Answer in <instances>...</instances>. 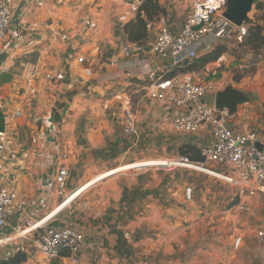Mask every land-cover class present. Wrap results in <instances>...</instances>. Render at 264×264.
Instances as JSON below:
<instances>
[{
    "label": "crops",
    "instance_id": "1",
    "mask_svg": "<svg viewBox=\"0 0 264 264\" xmlns=\"http://www.w3.org/2000/svg\"><path fill=\"white\" fill-rule=\"evenodd\" d=\"M130 2L14 0L0 46V175L13 196L0 232L11 239L0 244V261L20 251L26 255L20 264H74L65 252L44 259L30 244L34 232L70 221L84 236L88 259L81 264H264V194L260 203H244L209 170L183 163L180 148L210 144L211 134L173 130L170 119L179 109L148 97L151 76L188 74L176 69L182 62L169 51L150 52L157 18L140 50L123 55L129 42L123 25L137 13ZM158 5V18L177 34L192 0ZM257 94L251 101L263 106L264 82ZM253 108L250 101L238 105L230 125L264 140V116ZM126 109L136 117L134 137L123 133ZM14 111L21 116L14 118ZM64 154L66 196L83 190L60 208L65 198L56 195L54 175ZM127 165L133 166L96 179ZM261 204L262 217L250 218ZM214 218L245 228L211 229ZM36 223L41 227L34 231Z\"/></svg>",
    "mask_w": 264,
    "mask_h": 264
},
{
    "label": "built area",
    "instance_id": "2",
    "mask_svg": "<svg viewBox=\"0 0 264 264\" xmlns=\"http://www.w3.org/2000/svg\"><path fill=\"white\" fill-rule=\"evenodd\" d=\"M143 1L131 0V10L137 12ZM13 6L14 0H0V46L7 38ZM225 8L226 0H192V5L177 34L172 32L165 17H159L156 38L150 52L153 55H160L169 51L174 62L180 63L195 59L201 52H210L217 41L233 37L242 42L247 28L245 24L238 27L226 20L222 16ZM139 50L138 44L124 42L121 46L124 56H130ZM149 79L148 97L164 106L179 109V113L170 119L173 130L199 133L208 129L211 134L210 144L199 148L202 161L196 164L190 163L186 157H183V163L209 170L216 177L236 187L239 190V196L250 197L264 194V140L253 131L232 128L229 110L226 107L210 105L205 101V97L212 93V85L192 80L180 73L172 76L160 74L151 76ZM20 116V111H14V118ZM123 116V133L127 137L136 136L138 131L135 115L126 109ZM5 133L6 131L2 135L4 136ZM3 144L2 140L0 150ZM62 159L63 162L58 165L54 175V184L56 195L65 198L63 200L65 202L68 199L66 196L68 167L64 162L65 154ZM167 163L163 164L167 165ZM209 165L216 166L217 170H211ZM12 202L13 196L3 186L0 175V232L6 226V215ZM40 227L41 223H36L33 230L37 231ZM15 230L22 232L19 231V227ZM261 235L264 236V233ZM10 239V235L0 238V244ZM239 242L240 238H237L234 246L238 247ZM30 244L35 253L46 259L55 258L63 252L74 264L84 263L88 259L84 236L70 221L51 230L34 232L30 236Z\"/></svg>",
    "mask_w": 264,
    "mask_h": 264
},
{
    "label": "rangeland",
    "instance_id": "3",
    "mask_svg": "<svg viewBox=\"0 0 264 264\" xmlns=\"http://www.w3.org/2000/svg\"><path fill=\"white\" fill-rule=\"evenodd\" d=\"M257 1H262V0H255L254 1V5H253L252 10L249 14V20H252V18L254 20V17H256V15L264 16V9L263 10H256L255 9V4ZM253 13H254V15L255 14L256 15L253 16ZM245 26L247 28L248 24L245 23ZM220 46L225 47V52L216 61L210 62L204 66H200V67H198L192 71L186 70L185 73L188 74L187 77H190L192 80H195L198 82L202 81V82L210 83L212 85V92L213 93L220 91V90H223L226 86L231 85L235 89L239 88V89L244 90L246 93H250L252 95H258L257 94L258 90L260 87H262L263 82H264V71L261 72L259 70L261 67V64L264 62V52L261 53V56H257L254 51L249 50L248 48L244 47L243 45H241V42L235 40L233 37L223 39L222 41H219V42L217 41L213 45L212 50L214 48L220 47ZM204 54H206V53L201 52V53H199L198 56L200 57L201 55H204ZM144 83L148 84L147 82H144ZM212 99L213 100L215 99V95L214 96L213 95H207L205 97V101L209 104L213 101ZM254 101H256V100H254ZM250 104L253 105V107H254L253 111L256 115H258V116L263 115L264 116V105L260 106L259 104H256V102H253V101H250ZM262 133H263V131H262ZM160 163L163 164L165 162L162 161ZM132 166L133 165H127V166H123L117 170H113V171H110L108 173H103V174L99 175L96 179L98 180L105 175H109V174L114 173L118 170L128 169ZM88 185H90V184H88ZM88 185H85L84 189ZM232 188L234 190V193L239 196V190L234 186H232ZM82 190H83V188L79 191H82ZM79 191L74 193L67 201H65L62 205H60V208L67 205L71 201V199L74 198L75 195ZM242 197L245 198L244 203H247V202L251 203L252 200H256V201L260 200L259 201V203H260L261 200H263V198L260 197V195L259 196H250V197L249 196H242ZM263 206H264V202H263ZM260 209L261 210H258V212H256V214L251 215L250 218L255 219L257 217H262V215H263L262 214V212H263L262 204L260 205ZM250 218H249L247 226L249 228H252V222L254 220H251V222H250ZM213 221H214V223L212 226H214V227H212L211 229H215L217 227H223V228L227 227V229H228L229 227H231L228 223L224 224V225H220L221 223L218 219L214 218L211 222H213ZM257 221L258 220L255 221L254 226L257 225L256 224ZM258 226H260V224ZM232 228L243 230L245 228V226L239 222L235 227H231V229ZM218 236L224 237V232H222V231L218 232ZM249 239H254V237H250Z\"/></svg>",
    "mask_w": 264,
    "mask_h": 264
},
{
    "label": "trees",
    "instance_id": "4",
    "mask_svg": "<svg viewBox=\"0 0 264 264\" xmlns=\"http://www.w3.org/2000/svg\"><path fill=\"white\" fill-rule=\"evenodd\" d=\"M255 9L263 10L264 0L257 1ZM161 12L158 0H144L137 11L135 18L123 25V33L126 36L125 39L129 42H135L138 45L143 44L147 37L148 24L151 21L156 20V18L158 19ZM252 20H249L247 23L248 27L245 35L243 36L241 45L254 51L257 56H261V53L264 52V16L256 15L254 20ZM224 52L225 47H216L210 52H207L200 57L198 56L191 61L182 62V65H178L176 69L182 73H185L186 70L192 71L200 66L216 61ZM174 74H176L175 70L167 76H172ZM2 128L3 127L0 124V131H2ZM180 154L183 157H186L189 162L202 161L199 148L191 144L183 145L180 148ZM25 259L26 255L23 252L18 251L9 259L0 261V264H20Z\"/></svg>",
    "mask_w": 264,
    "mask_h": 264
},
{
    "label": "water",
    "instance_id": "5",
    "mask_svg": "<svg viewBox=\"0 0 264 264\" xmlns=\"http://www.w3.org/2000/svg\"><path fill=\"white\" fill-rule=\"evenodd\" d=\"M255 0H226V8L222 16L240 27L249 22V13L252 10ZM3 57L1 56L0 59ZM256 97L244 93L231 85L226 86L223 90L215 93L214 105L216 107H226L230 114L236 112L237 106L247 103ZM259 148L260 145L258 144Z\"/></svg>",
    "mask_w": 264,
    "mask_h": 264
}]
</instances>
